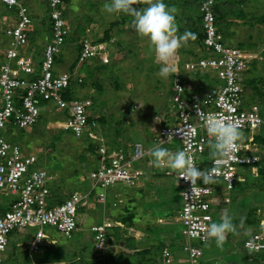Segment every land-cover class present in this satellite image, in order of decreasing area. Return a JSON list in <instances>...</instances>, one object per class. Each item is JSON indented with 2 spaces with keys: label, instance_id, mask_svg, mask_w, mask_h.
Returning a JSON list of instances; mask_svg holds the SVG:
<instances>
[{
  "label": "built area",
  "instance_id": "built-area-1",
  "mask_svg": "<svg viewBox=\"0 0 264 264\" xmlns=\"http://www.w3.org/2000/svg\"><path fill=\"white\" fill-rule=\"evenodd\" d=\"M63 1L48 0L51 35L36 48L27 36L32 18L26 4L21 0H0L12 13L10 24L4 30L8 41L0 61L1 129L6 130L10 126L22 129L33 125L40 116V105L51 102L59 111H66L61 120L64 123L60 127L69 129L76 135L92 138L97 135L94 132L96 120L88 119L90 100L79 97L64 98L72 77L67 71H54L55 56L69 32L60 9ZM215 2L216 0L200 1L198 9L203 30L200 48L202 54L183 62L184 67L193 73L210 70L211 73H205L212 84L207 88L193 89L189 97H184L181 91L186 85L179 77L173 79V121L160 125L154 138L157 145L178 141L181 150L193 156L197 167L203 172L207 173L215 168L219 173L212 183H203L197 179L192 185L183 177L177 178L175 173L181 197L176 218L185 237L181 248L187 253L188 264H200L199 259L203 252L197 243L208 240L207 229L213 218L211 206L217 190L215 184L221 183L224 191L233 188L237 177L236 166L254 164L259 160V155L250 151L248 146L254 144V134L264 132V118L259 113L258 105L251 103L247 108L242 107L241 73L246 68L248 55L225 41L215 19ZM101 49L102 45L99 43H94L91 38H84L79 60L91 57ZM208 116L235 124L240 132H249L246 142H237L230 162L221 164L218 168L217 157L213 156L217 151L215 140L206 130ZM123 149L116 147V150L109 152L106 146L99 145L98 161L88 172L90 190L95 188L96 191V187L106 189L119 183L137 184L144 170L136 163L138 160L134 159L142 153V142H134L131 156L124 154ZM223 155L221 153V158ZM37 161L34 153L23 152L18 144L0 135V197L11 195L4 200L3 208L0 209V264H3L2 252L7 247L11 231L38 227L29 242L31 251L55 242L43 232L42 227L45 225L54 226L69 238L77 229L78 208L85 206L89 200L90 190L85 193L73 191L63 201L54 202L49 187L53 176L39 167ZM105 194V191H96L97 200L104 201ZM222 200L228 202L229 197L225 195ZM260 225V230L243 241V247L248 252L264 250V219L260 220ZM110 227L111 222L105 220L90 227L94 250L104 252L109 247L107 236ZM162 257L164 262L172 258L168 248H162Z\"/></svg>",
  "mask_w": 264,
  "mask_h": 264
},
{
  "label": "rangeland",
  "instance_id": "rangeland-1",
  "mask_svg": "<svg viewBox=\"0 0 264 264\" xmlns=\"http://www.w3.org/2000/svg\"><path fill=\"white\" fill-rule=\"evenodd\" d=\"M21 1L23 3L26 2V5L32 2L31 0ZM67 1H65L66 3L64 2L63 8L68 15V17L65 16V19L69 34L55 56L54 71H68L72 75L73 81L76 82V94L90 96L89 98L93 101L90 111L95 115L92 117L100 119V121L96 122L95 128L97 130L94 132L100 133V127L102 128L106 145L109 146V142H115L117 144L116 147H119L126 142L131 143L136 135H131L132 132L137 133L136 138L142 140L144 138L142 131L150 130L152 123L155 122V115L164 113L162 110L164 105L170 106V82L172 83L173 79L179 77L188 88L193 86L199 88V85H201L200 72L193 73L183 65L186 57V59H194L200 52L196 47L197 44L191 39L192 32L190 31L192 22L199 24L196 21L197 18H194V16L199 17L196 0H163L170 9H175V22L177 27L180 28L177 29L176 35L186 38L182 42V47L178 49L176 56L173 58L175 59L174 63L176 58L178 59V64L175 63L178 72L169 74L166 77L159 74L161 65L155 62L154 53L150 50L147 38L140 36L135 30L132 16L124 13H108L105 10V5L111 3V0H69L68 3ZM217 1L227 2V11H225L223 19L219 22V28L225 41L241 47L247 54L253 53V55L246 58L249 63L247 62V69L243 74L242 80L244 84L242 107L247 108L249 104L255 102L261 107L259 113L264 118V22L259 19L264 16V0ZM229 1H232L233 4L229 5ZM33 2L39 5V7H34V13L38 11L40 13L41 8L44 7V17L47 22L45 1L33 0ZM144 6L146 5L143 3H137L133 7L139 9ZM2 7L4 6L0 4V15H5L6 10ZM29 11L31 13L30 9ZM31 17L33 22H35L37 17L32 14ZM105 35L106 38L104 40L110 42V45L104 43L105 47L111 49L110 57L107 61L95 55L85 60L77 61L75 65H79V67L70 68L76 55V44H80L85 37L99 40L103 39ZM30 40H32V44L41 43L40 41L35 42L33 39ZM3 45L0 43V49ZM58 56L60 57L58 58ZM204 72L211 73L210 70H204L202 73ZM77 78L82 79V82L78 83L76 81ZM197 80L196 84L195 81ZM209 84H212V82L209 81ZM160 91L163 92L161 96L157 95ZM133 102H139L141 107L136 106L134 108L133 105L135 103L131 104ZM152 104H154L156 112L151 110ZM39 109L40 116L33 125L22 129L16 126H10L6 130L0 128V135L18 144L23 152H32L37 156V165L53 176V179L49 182L52 194L62 196L66 192L73 190L79 193L87 192L91 186L88 172L93 167L92 163L95 164L96 162L94 151H90L89 145L93 138L86 135H76L69 129H64L57 125L56 121L62 120L66 111H59L53 103L41 104ZM262 134L264 136L263 131ZM111 136L115 139H110ZM99 137L103 136L99 134ZM117 137H120V139L116 140ZM259 146L264 147V144ZM149 154H151V151ZM260 159L264 166V161L262 158ZM250 166L249 164L236 166L237 177L234 186L227 191L230 202L226 207L227 215L233 220L231 222L233 225L232 232H239V225H242L237 219V217H240L238 215L239 211L246 210L248 216L254 218L253 222L255 223L260 217L259 213L264 211V174H253L250 171ZM142 180L143 178L141 177L138 179L141 183ZM168 188H171L172 194H174L171 198L178 200L175 195L176 188L169 182ZM168 188L162 186L158 191L162 194L164 191L167 192ZM110 189L115 192V194L110 193L111 201L108 202L112 215L123 212V205H126L129 207V211L132 209L134 213L133 222L136 225L145 224L144 226L149 227L148 217L153 212L157 213L159 208L151 198H145L148 194L144 195L136 187H127L121 183L106 189L96 187L97 193L106 192V190L110 191ZM132 192H134L133 195L137 199H135L136 202L133 205L128 203L125 195ZM113 194L117 197L121 196L123 199L122 202H116L115 206L111 204L112 201L117 199ZM10 197L11 195H2L0 197V209L3 208L4 200ZM160 198L164 200L163 196ZM158 203L160 204V201ZM165 205L169 211L173 209L167 201ZM179 205L180 203H175L176 208H179ZM100 211L101 209H95L93 206L79 207L76 215L77 229L73 231L69 238L62 235L54 226H43V232L55 242L39 246L40 249L38 251L23 250L38 227L14 229L8 237L6 249L2 252L3 260L7 264H32L43 261L45 252L47 251L48 253L49 249H51V253L59 251L61 255L67 257L86 254L90 257L93 256L95 259L102 258L97 260L98 264L103 262L107 264H153L147 255L134 253L125 247H121L123 250L121 253L118 251V248H120L119 242L118 244L114 241L112 242V246L115 247L113 249H116L117 253L111 248L107 252H96L92 246L93 233L90 227L99 222L97 216ZM161 214L162 211L157 216ZM172 215L174 214L172 213ZM212 217V222H220L217 219V208L212 213ZM157 224L155 221V224L153 223L151 226L154 227ZM180 228L181 225L179 230ZM156 230L152 231L155 235L158 232ZM179 230H177L178 238L185 240ZM110 232H112L111 228L108 229V233ZM242 239L243 233L239 232L238 239L235 241L237 243L236 249L243 248ZM132 240L131 243L133 244ZM228 240H230V237ZM228 240L223 246L218 248H215V244L211 243L210 240L204 243L202 245L201 264H226L232 253H237L227 252L230 248L227 247L229 245ZM54 244L55 246H53ZM158 244L161 245V242L157 241L153 251L159 249ZM46 246L49 247L47 248ZM54 247L56 248L53 249ZM177 249L178 247L173 249L175 257L168 264H186L183 260L177 259L187 257V253L182 248L178 251ZM257 254L262 258L256 257L254 259L256 264H264V250ZM240 258H242L240 260L241 263L246 264L248 261L244 255L243 257L240 256ZM86 259V261H91L89 258ZM252 261L249 263H255V261ZM45 264L50 263L46 260ZM58 264H64V262L58 261Z\"/></svg>",
  "mask_w": 264,
  "mask_h": 264
},
{
  "label": "crops",
  "instance_id": "crops-1",
  "mask_svg": "<svg viewBox=\"0 0 264 264\" xmlns=\"http://www.w3.org/2000/svg\"><path fill=\"white\" fill-rule=\"evenodd\" d=\"M31 1L32 2H30V4L27 3L26 6L31 10V14L36 16L37 18H36L35 22H33V20H32V24H31L28 32H29V35H30V39L35 40V42L36 41L42 42V41H44V39H46L51 34V32H50V30L48 28V20L46 22V19L44 17V12H45L44 7L43 8H41L42 6L40 7L41 8V12L40 13H39V11L36 12V13L33 12L34 11V7L35 6L39 7V5L34 3L33 0H31ZM44 1H45L44 3H46L47 0H44ZM230 5H232V3ZM62 11H63L64 15L66 17H68V15L66 14L65 10L63 9ZM11 15L12 14L9 11H6L5 15L4 14L0 15V43L4 44V45H6L7 41H8V39H7L8 37L6 36L4 30H5V27L10 24V21H11V18H12ZM104 41H105L106 45H110V42H108L106 40H104ZM31 42H32V40H31ZM40 44H38L36 42V44H32V46L36 47V48H39ZM3 46L0 49L1 50L0 51V57H2L1 55L3 54V50L5 48V46L4 47ZM110 53H111V49L109 47L108 48L104 47V49L102 51V55H100L99 58L105 59L104 61H107V59H109V57H110ZM59 57L60 56H58V58ZM176 60H177V58H176ZM174 61H175V59H173V62ZM77 66L79 67V65H75L73 69L77 68ZM73 69H72V71H73ZM56 72H58V71H56ZM76 80H78V78ZM197 82H198V80L195 81L196 84H197ZM186 89L187 90L193 89V87L188 88L186 86ZM162 94H163V92L160 91L159 94H157V95L161 96ZM78 96L85 97V98H89L90 97L89 95H84L83 96L81 94H79ZM155 97L159 98L158 96H155ZM134 103L135 102H133L131 104H134ZM136 103L133 105V107L137 106V107L140 108L141 105L139 104V102H136ZM169 105L170 106H168V107H167V104L164 105V107H162V110L164 111V113L161 114V115L160 114H156L155 118L159 115L160 118L164 120L163 122L169 123V122L173 121V108H172L171 104H169ZM151 107H152L151 110L153 112H156L154 104H152ZM260 108H259V111H260ZM152 121H153V118H152ZM56 122H57V125L61 126V123L63 121L57 120ZM157 127H158V125L155 122H153L152 126L150 127V130H148V129H147V131H142L143 129L140 130V131L143 132L142 135L144 136V138L142 140L141 139H137L136 138L137 137V133L132 132L131 135L136 134L133 141L141 140L143 142L142 144L144 146V149H146V150H148L150 152L152 148L157 146V145L154 144V141L153 142L151 141L153 136H154V131H155V129ZM143 128H145V126H143ZM100 130H101L100 134L103 136V139H105L101 127H100ZM241 134L242 135H246L247 132L243 131V132H241ZM262 137H264L263 134H262ZM111 138H114V137L111 136L110 139ZM118 139H120V137H117L116 140H118ZM244 140H245V138H241L240 139V141H242V142ZM254 141H255V143L254 144H249L248 147H249L250 151H252L254 153H257L259 155V160L257 161V164L250 166V169H251L250 171H252V173L255 174V175L264 174V171L263 170L261 171L259 169V166L262 165V163L260 162V160H261L260 158H262V160L264 161V147L259 146V145L260 144L263 145L264 144V140H255L254 139ZM132 142L131 143L126 142L127 145H126V143L125 144L123 143L127 147L126 149L128 151H130V149H131V147H132V145L134 143V142L133 143ZM161 147L167 148L170 152L175 153L176 151L179 150V142L178 141H170L167 144L161 145ZM206 153H209V152H206ZM147 155L148 156L150 155L151 158L153 159L151 154L148 153ZM147 155H145V156H147ZM141 162L144 163V164L147 163V161H140V163ZM137 164L140 165L139 162H137ZM173 172H174L173 170L168 169V168H157V167L154 166V169L150 171V173H153V175L142 176L141 177V178H143L142 183L138 182V184L136 186H134L142 194H144V195L148 194V196H146L145 198H151L153 200V202L159 208L158 209L159 211L157 213L153 212V214H151L148 217L147 221H149L148 223H150L149 227L144 226L145 224L136 225L134 222H132L131 225H126L122 221L124 223L123 224L120 221V219L119 220L115 219L114 218L115 216L112 215L109 212V210L107 211L105 209V207L104 208H103V206L100 207V205H101L100 203L101 202L97 201L96 194H94V193L89 195V197H88L89 200H88L87 204L85 206H82V207L84 208V207H87V206H90V207L93 206L95 209H101V211L98 214V216L96 215L97 216V220H99V221H104L105 220V221L111 222V225L114 224L112 222H119L121 224V226L123 228L116 229L117 235L119 237V240H118L119 244L118 245L120 247V248H118V251H120L121 253L123 251L121 247H125L128 250L133 251L134 253H142L144 255H147L148 259L151 262H153V264H168V263L164 262V259L162 260V255H161L162 248L167 247V248L170 249L171 255H172V260H173V258L175 257V253H174L173 249L178 247L177 251L180 250L181 244H182V241H183L180 238H178V236H177L178 235L177 234V230H179L180 225H179V223L177 221L176 216H177V210L179 208L175 207V203L176 202L177 203H181V199H180V194H179V187L177 186V184H176V182L174 180ZM167 180H170L168 182L171 183L176 188V190H175L176 194L175 195L178 197V200L177 199L175 200V199L171 198V196L174 195V194H172V189L168 188ZM215 185L217 186V190L215 191L214 199L212 201L211 212L212 213L215 212V208H217V214H218V218L217 219L221 221L222 217L224 216V214L228 212L226 206L229 205L230 198H229L228 202H224L222 200V197H224L225 195L229 197L228 192L222 190L223 187H222L221 183L218 182ZM142 186H144L143 189H142ZM162 186L163 187L165 186L166 188H168V191L167 192L164 191L161 194V192L158 191V189L161 188ZM156 187H157V189H156ZM110 192L115 194V192H113L112 189H110ZM133 193L134 192L129 193V194H125L126 195V200H128V203H130L131 205H133L136 202V200H137L136 197L133 195ZM109 196H110V194H109ZM161 196H163L164 200H161V198H160ZM158 201H160V204L158 203ZM166 201L173 208L170 211L168 210V207L165 205ZM103 205H106L108 207V202L104 203ZM125 206L126 205H123V207H125ZM160 211H162V214L157 216V214L160 213ZM172 213L174 215H172ZM259 214H260V217L257 219V223H255V222H253L254 218L248 216L246 210L238 212V215L240 217H237V219L243 225V226L239 225V232L243 233L242 241H244V239L247 238L249 235H251L253 232H256V231L261 229L260 220L264 219V211L260 212ZM213 215L217 216L216 214H213ZM156 216H157V218H156ZM155 221L158 223L157 226H154V227L151 226V225H153V223L155 224ZM231 222H233V220H231ZM216 223H218V222H216ZM151 227H152V229H151ZM159 227H160V229H159ZM156 228H157V230H156ZM155 230L158 231L157 235H155V233L152 232V231H155ZM179 231H178V233H180ZM239 232L238 231L237 232L229 231L226 234V239L223 242L222 246L224 245V243L230 237V240H228L229 241V245H227V247H230V248H229V250L227 252H237L236 254L232 253V256H230L228 258V261L226 262V264H244L243 262L241 263L240 260L242 258H240V256L243 257V255L247 252V250L244 247L242 249H236L237 243L235 241H237V239H238ZM126 240H129V241H126ZM131 240L134 242L133 244L131 243ZM209 240H210L211 243L213 242V244H215V248L220 247V246H217V244L215 243L214 239L208 238V240L206 242H208ZM157 241L161 242V245H159V244L157 245V246H160L161 248L157 249L156 251H153V247L156 246L155 244L157 243ZM83 255L85 256L83 261H86L87 260L86 258H89V260H91V261H97V260H101L102 259V258L95 259L93 256L90 257L89 255H86V254H83ZM186 258L187 257H182V258H178L177 260H183L187 264ZM252 260H253V258H249L248 261L246 262V264H250L249 262L252 261Z\"/></svg>",
  "mask_w": 264,
  "mask_h": 264
},
{
  "label": "clouds",
  "instance_id": "clouds-1",
  "mask_svg": "<svg viewBox=\"0 0 264 264\" xmlns=\"http://www.w3.org/2000/svg\"><path fill=\"white\" fill-rule=\"evenodd\" d=\"M64 2L65 0L61 4L60 9H61L63 17L65 18V15L62 11L64 9L63 8ZM137 3L139 4L143 3L146 6L137 9L133 7ZM198 6H199V3H198ZM105 10L111 14L124 13V14H128L133 17V24L135 26V30L140 36L147 38V40L149 41L150 50L151 52L154 53L155 62L161 65L160 70H159L160 75L166 77L169 74L178 72L177 66L173 62V58L176 56L178 49L182 47V42L185 41L186 38L183 36L176 35L177 25H176L175 16H174L175 9H170L163 2V0H111V3L105 5ZM85 38H89V37H85ZM91 39L94 43H99L100 45H102V49L100 50V52L95 55H98V56L102 55V51L105 47V44H104L105 41H97L93 38ZM233 46H236L241 49V47L237 45H233ZM243 51L245 52V50ZM247 55L249 57L253 55V53H250ZM188 59L185 58V61ZM176 64H178V59L176 60ZM246 69H247V65H246V68L241 73L242 80H243V74L246 71ZM205 76H207L205 72L201 74V84H202V81H204ZM242 80H241V84L242 86H244V84L242 83ZM76 81L80 83L82 82V79L80 81L78 80ZM72 82H74L73 79H72ZM193 89H198V88H195L193 86ZM171 94H172V83L170 82V102H171ZM252 103H255V102H252ZM171 106H172V103H171ZM135 107L136 106H134V108ZM172 108H173V114H174L175 113L174 107L172 106ZM91 116H95V115L92 114ZM163 121L164 120L161 119L159 115L155 118V123L158 125V127L155 129L154 136L151 140L152 142L154 141L155 145H157L154 139L156 136L157 129L160 127V125L167 124V122H163ZM206 130L208 134H210L215 140L214 146L217 151L213 153V156L217 157V160H216L217 168L221 164L230 162L232 150L237 146V142L242 138V134L238 126L232 123L223 122L215 118L214 116H208L206 119ZM246 132L247 134L243 135V138H245V140L243 142L241 141L242 143L246 142L247 140V136L249 132L248 131ZM98 134L100 133L97 132V135ZM254 139L255 138L253 137V143H255ZM136 141L142 142L141 140H136ZM136 141H133V142H136ZM91 142H93L96 145L95 152H94V159L96 160L95 162L96 164L98 161V156H99L98 155L99 145L103 144L104 146H106L107 149H108V146L106 145V142L104 141L103 137L93 139L91 140ZM164 144H167V143H164ZM161 145L163 144L157 145L151 149V155L153 159L151 158L150 155L149 156L147 155L138 160V161H147L145 166L139 165L144 170L142 176L153 175V173H150V171L154 169V166L157 168H168V169L173 170L174 180L176 184H177V179L175 177V173H177V178L183 177L185 180L190 181L191 185L196 183L197 179L201 180L203 183H212L214 182L215 177L219 175L218 171L215 168L211 170L210 172H207V173L203 172V170L197 167L194 157L189 155L186 151L181 150L180 145H179V150L176 151L175 153L170 152L167 148L161 147ZM109 147H114V146L109 145ZM119 147H123L124 149L127 148L125 145L119 146ZM114 148H116V146ZM221 153L224 154L223 158H221ZM95 164L92 163L93 167L95 166ZM255 164H257V162L254 164H249V165H255ZM93 167H91V169ZM179 194H180V187H179ZM232 228H233V225L231 223V217H229L227 213H225L224 216L222 217V220L219 223L213 222L209 225L207 229V236L210 239H214L217 246H222L223 242L226 239L227 232L231 231ZM110 248H111V244L109 242V247L104 252L109 251ZM84 262H95L98 264L97 261H83L82 263ZM101 264H107V263L103 262Z\"/></svg>",
  "mask_w": 264,
  "mask_h": 264
},
{
  "label": "trees",
  "instance_id": "trees-1",
  "mask_svg": "<svg viewBox=\"0 0 264 264\" xmlns=\"http://www.w3.org/2000/svg\"><path fill=\"white\" fill-rule=\"evenodd\" d=\"M66 1V0H65ZM200 1L201 0H196V2H197V4L198 3H200ZM69 2V0L67 1V3ZM66 3V2H65ZM168 3V2H167ZM173 3H174V1H173ZM221 3V4H220ZM233 4V2L232 1H229L228 2V4L230 5V4ZM46 10H47V18H48V28H49V30H50V32H51V22H50V20H49V7H48V0L46 1ZM197 8V10H198V6L196 7ZM3 9L4 10H6L7 11V9L5 8V7H3ZM213 10H214V14H215V19H216V22H217V24H218V26H220L219 25V22L223 19V15H224V13H225V11H227V2H219V1H216L214 4H213ZM183 14V13H182ZM198 14H199V17H196V16H194V18L196 19V21H198L199 22V24L197 25V24H195L194 22H192L193 21V19H192V27L190 28V31L192 32V37H191V39H192V41L194 42V43H196L197 44V48L199 49V51L200 52H202V50L200 49L201 48V46H202V39H203V30H202V23H201V15H200V13H199V11H198ZM184 15V14H183ZM32 18V17H31ZM260 20H262L263 22H264V16H262V17H260L259 18ZM179 27H177V29H178ZM180 29V28H179ZM220 30V29H219ZM221 31V30H220ZM51 35V34H50ZM27 36L29 37V39H30V35H29V32L27 31ZM49 37L50 36H48V38H46V39H44V41H47L48 39H49ZM106 38V35H105V37L102 39H99V40H97V41H103L104 39ZM66 39H67V37H65V41H66ZM77 46H76V55H75V58H74V60H73V62L71 63V66H70V68H73L74 66H75V64H76V62L77 61H79L78 60V58H79V56H80V51H81V44H76ZM38 50V49H37ZM200 74H202L201 72H200ZM209 81L210 82H212L211 81V79H209L207 76H205L204 77V81H202V84L201 85H199V87L200 88H207V87H210L211 86V84H209ZM75 84H76V82H71L70 83V85H69V87H68V90H67V92H65L64 93V98H66V99H71V97H76V96H78V95H76V87H75ZM88 119L89 120H92V119H95L96 121H100V119L98 118V117H92V116H89L88 117ZM262 132H258V133H256L255 134V136H254V138H255V140H264V137H262V134H261ZM260 142V141H259ZM89 145H90V151H94L95 152V144L93 143V142H89ZM109 145L110 146H116L117 144L114 142V143H112V142H109ZM260 163V162H259ZM258 163V164H259ZM259 169L262 171H264V166L263 165H261V166H259ZM261 173V172H260ZM113 186H115V185H113ZM127 187H134L135 185H126ZM111 187V186H110ZM51 190V189H50ZM89 190V189H88ZM73 191H76V190H73ZM73 191H69V192H66L65 193V195H62V196H57V195H54L53 194V196H54V202H57V203H59V202H61V201H63L71 192H73ZM95 188H92L91 189V191H90V193H89V195L90 194H95ZM111 192L110 191H108V190H106V194H105V200L104 201H100V200H97V201H99V202H101L100 204V207L101 206H103V208L105 207V209L108 211L109 210V212H110V208L109 207H107L106 205H103L104 203H107V202H109V201H111V198H109V194H110ZM113 196L115 197V198H117L116 200H114V201H112V205H116V202H122V198H121V196H116V195H114L113 194ZM118 199H120V200H118ZM109 204V203H108ZM82 208V207H81ZM124 208V211L123 212H121V213H117L116 215H114L115 217V219H120V221L122 222H124L126 225H131L132 224V222H133V219H134V213L132 212V209H130V211H129V207L128 206H125V207H123ZM128 211V212H127ZM99 222H101V221H99ZM98 222V223H99ZM122 222V223H123ZM112 223H114L110 228L112 229V232H110V233H108V236H107V239H108V241L110 242V244H111V249H113V248H115L114 246H112V242L114 241V242H116V244H118V240H119V237H118V235H117V231H116V229H118V228H123L121 225H119V224H116V222H112ZM123 223V224H124ZM12 232V231H11ZM11 232H10V234H11ZM114 237V238H112V237ZM126 238V237H125ZM92 239H93V237H92ZM129 239V238H128ZM126 241H129V240H126ZM30 242V241H29ZM29 242H28V244H27V246L25 247V249H23V250H26V251H31L30 249H29ZM183 242V241H182ZM192 243H194V241H191ZM91 244V243H90ZM198 245H200L201 247H200V249L202 250V245L204 244V243H197ZM53 246H55V244L53 245ZM47 248L49 247V246H46ZM181 247H182V244H181ZM56 247H54L53 249H55ZM161 247L159 246V249H160ZM167 248V247H166ZM40 249V247L37 249V250H35V251H38ZM169 249V248H168ZM59 250L61 251V249L59 248ZM110 250V249H109ZM114 250V252L115 253H117L116 252V249H113ZM203 252V251H202ZM47 253V251L45 252V256H44V260L43 261H40V262H34V263H32V264H45L46 263V260L47 261H49V263L50 264H58V261H63L64 262V264H66V263H69V264H81L82 262H83V260H84V258H85V256L84 255H72L71 257H67V256H65V255H61V253H59V251H57L56 253L54 252V253H51V249H49V251H48V253ZM59 253V254H58ZM258 253V252H257ZM257 253H251V252H246L245 254H244V257H245V259H249V258H253V261H255L254 259L256 258V257H261V256H259V254H257ZM161 255H162V250H161ZM77 256V257H76ZM262 258V257H261ZM260 258V259H261ZM164 258L162 257V260H163ZM259 259V260H260ZM200 264H201V257H200ZM172 261V259H170L168 262H166V263H170ZM252 261V262H253ZM3 264H7L6 263V261L4 260L3 261ZM188 264V263H187ZM253 264H256V261H255V263L253 262Z\"/></svg>",
  "mask_w": 264,
  "mask_h": 264
},
{
  "label": "bare ground",
  "instance_id": "bare-ground-1",
  "mask_svg": "<svg viewBox=\"0 0 264 264\" xmlns=\"http://www.w3.org/2000/svg\"><path fill=\"white\" fill-rule=\"evenodd\" d=\"M230 45H232V44H230ZM199 54H202V52H199ZM78 60H79V58H78ZM83 60H85V59H83ZM79 61H82V60H79ZM192 91H193V89H189V90H187L186 89V86L185 87H183V90L181 91V94L184 96V97H189L190 95H191V93H192ZM76 97H79V98H83V99H88V100H90V106H92V100L90 99V98H85V97H81V96H76ZM73 98V97H72ZM259 108H260V106H259ZM93 114V112H91V111H89V116H91ZM64 122H62V124H63ZM241 132H243V131H241ZM250 135H252V134H250ZM97 138H100L99 137V134L98 135H95V137H93V139H97ZM92 139V140H93ZM134 144V143H133ZM108 146V145H107ZM108 149H109V152L110 151H113V150H116V148H110V147H108ZM123 152H124V154H126V155H129V156H131L132 155V153H133V145H132V147H131V149H130V151H128L127 149H123ZM149 153V151L148 150H146V149H144V146H143V144H142V153L140 154V156L138 157V158H136V159H134V161H137V160H139L140 158H142V157H144L145 155H147ZM137 162H139V164L140 165H144V163H140V161H137ZM136 162V163H137Z\"/></svg>",
  "mask_w": 264,
  "mask_h": 264
}]
</instances>
